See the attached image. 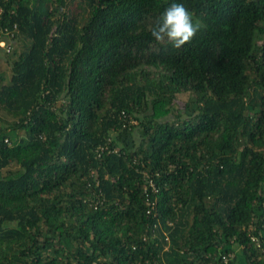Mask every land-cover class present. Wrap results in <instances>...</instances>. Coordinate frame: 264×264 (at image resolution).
Instances as JSON below:
<instances>
[{
	"label": "trees",
	"instance_id": "1",
	"mask_svg": "<svg viewBox=\"0 0 264 264\" xmlns=\"http://www.w3.org/2000/svg\"><path fill=\"white\" fill-rule=\"evenodd\" d=\"M169 3L0 0V264H264V0Z\"/></svg>",
	"mask_w": 264,
	"mask_h": 264
},
{
	"label": "clouds",
	"instance_id": "2",
	"mask_svg": "<svg viewBox=\"0 0 264 264\" xmlns=\"http://www.w3.org/2000/svg\"><path fill=\"white\" fill-rule=\"evenodd\" d=\"M201 25L193 19V13L183 0H170L150 26L156 41L167 40L172 47L180 48L191 41Z\"/></svg>",
	"mask_w": 264,
	"mask_h": 264
},
{
	"label": "rangeland",
	"instance_id": "3",
	"mask_svg": "<svg viewBox=\"0 0 264 264\" xmlns=\"http://www.w3.org/2000/svg\"><path fill=\"white\" fill-rule=\"evenodd\" d=\"M21 41L17 39L13 44L12 52L7 56L8 59L12 60L16 58L18 53L21 51ZM1 53V52H0ZM5 58H3L2 53L0 54V74L3 75L2 81L0 80V84L2 82H7L10 77V66L7 62H5ZM188 93H180L177 95V99L174 102V106L177 108L182 107L183 102L187 99Z\"/></svg>",
	"mask_w": 264,
	"mask_h": 264
},
{
	"label": "built area",
	"instance_id": "4",
	"mask_svg": "<svg viewBox=\"0 0 264 264\" xmlns=\"http://www.w3.org/2000/svg\"><path fill=\"white\" fill-rule=\"evenodd\" d=\"M10 37H12V34L9 33L8 31L5 30L4 33L0 31V46L5 47L7 51L10 48V46H9V40H11ZM100 148L102 149V147H100ZM223 260H224V262H226L227 257L223 256Z\"/></svg>",
	"mask_w": 264,
	"mask_h": 264
}]
</instances>
